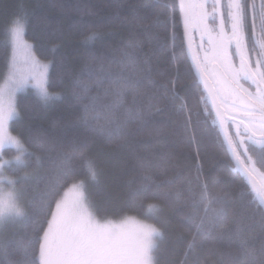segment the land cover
<instances>
[{
  "label": "snow or ice",
  "instance_id": "1",
  "mask_svg": "<svg viewBox=\"0 0 264 264\" xmlns=\"http://www.w3.org/2000/svg\"><path fill=\"white\" fill-rule=\"evenodd\" d=\"M207 4L208 0H174L164 7L170 9L173 22L178 12L185 36L190 28L200 31L201 48L207 36L210 51L203 60L194 57L197 72L218 116L224 106L241 113L237 139L226 138V151L251 177L255 165L264 166V0L259 6L256 0H211V12ZM30 18L25 10L8 27L10 53L0 79V264H160L164 229L128 214L163 211L160 203L145 204L147 200L168 201L180 215L185 232L176 236L182 247L178 264H264V189L257 191L253 185V200L246 197L242 184L232 187L233 181L221 177L209 180L198 149L194 177L160 192L162 184L174 181L145 176L126 201L128 211L120 209L123 215L113 219L96 199L98 192L107 193L102 170L86 145L65 149L43 140L32 145L22 134H13L11 122L20 117L18 93L35 78L22 69L18 54H27L24 63L40 69L41 80L49 68L25 38ZM152 27L142 26L149 38ZM99 38V33L89 36ZM126 47L142 49V37L129 40ZM170 56L176 71L166 80L152 78L150 67L142 68L131 58L118 62L115 69L107 67L108 85H101L108 118L100 123L84 116L82 125L109 139L132 135V126L146 124L161 111L156 101L163 99L184 113L185 126H190L188 101L177 87L180 62L174 44ZM94 66L105 70L102 62ZM36 87L44 103L59 95L50 94L43 82ZM200 100L207 103L204 95ZM190 139L196 143L194 133ZM17 224L25 226L24 237L8 233L9 226Z\"/></svg>",
  "mask_w": 264,
  "mask_h": 264
},
{
  "label": "trees",
  "instance_id": "2",
  "mask_svg": "<svg viewBox=\"0 0 264 264\" xmlns=\"http://www.w3.org/2000/svg\"><path fill=\"white\" fill-rule=\"evenodd\" d=\"M165 2L172 4L174 0H0V79L6 72L5 61L10 53L8 27L15 16L29 10L31 18L25 38L34 45L37 58L49 64V93L59 94L47 103L34 89L20 94V117L11 122L13 134H22L32 145L42 140L65 149L86 145L102 170L100 179L107 193L98 192L96 199L113 219L123 215L120 209L128 211L126 201L145 176L157 182L174 181L171 185L162 184L160 192L194 177L193 157L197 149L209 180L221 177L233 181L232 187L242 184L246 197L255 200L252 188L226 151L219 117L188 56L183 22L178 12L173 22ZM146 24L153 25L151 38L143 31ZM92 33H99L100 38L89 39ZM138 36L143 39L142 49L126 47L129 40ZM173 44L180 62L177 87L188 101L192 114L190 126H185V114L177 113L163 99L156 101L161 111L146 124L132 126V135L109 139L82 125L84 116L100 123L108 118V110L103 106L107 67L115 69L118 62L131 58L142 68L150 67L152 78L166 80L176 71L170 56ZM101 62L105 70L94 66ZM147 82L145 78L143 84ZM201 95L207 103L200 100ZM193 133L196 143L190 139ZM227 133L231 137L236 134L233 128ZM12 154L10 151L9 155ZM256 166L264 173V166ZM151 202L160 203L163 211L148 214L128 211V214L162 227L165 239L161 244L160 264H178L182 247L176 236L185 232L180 215L168 201H144ZM25 232L22 224L8 228L9 234L18 237H24Z\"/></svg>",
  "mask_w": 264,
  "mask_h": 264
},
{
  "label": "rangeland",
  "instance_id": "3",
  "mask_svg": "<svg viewBox=\"0 0 264 264\" xmlns=\"http://www.w3.org/2000/svg\"><path fill=\"white\" fill-rule=\"evenodd\" d=\"M207 7V10L209 12H211V0H208V4L206 5ZM192 31L193 33H198V35L200 36V45L202 43L201 41V34H200V31L196 30V29H193L192 28ZM207 37V36H206ZM207 40V38H206ZM206 47V48H205ZM200 52L197 53V56H199L200 60H203L204 59V56H205V52L206 51H210L209 49V45L207 44V41H205L204 39V43H203V48L200 47ZM33 51V49H32ZM34 53V51H33ZM35 54V53H34ZM19 56V59H20V62H21V67L22 69L25 71V72H30L32 74V76H34L35 78L32 79L31 83L28 85L27 88H25L22 92L18 93V96L20 94H24L26 93L29 89H34L35 92L38 94V88L36 87V85L39 83V82H43L44 83V86L48 88V76H49V70L50 68H48V71L47 73L44 75L43 77V80H41V70L40 69H36V68H31L29 64H25L24 61L27 59V54L24 53V52H20L18 54ZM36 56V55H35ZM37 57V56H36ZM41 63H46V62H43L41 60H39ZM237 65L239 63V60L238 58L235 59L234 61ZM47 64V63H46ZM244 87H249L248 84H245ZM252 91L255 90L254 86L250 89ZM39 95V94H38ZM230 103V102H229ZM220 112L222 114V118L225 122V127H226V131L228 130V132L230 133L231 132V129L233 128L235 130V133L237 131V124H239L240 122V119H241V113L238 112V111H234L232 110L231 108L227 107V106H224V107H221L220 108ZM220 120V119H219ZM219 124V123H218ZM240 129L241 131H243V125H240ZM233 139H237V137L235 135L232 136ZM254 179L258 182L259 186H260V189H264V173L261 172L257 166L255 165V171L253 172V175ZM138 218V217H137ZM140 220H142L143 222L145 223H149L147 221H145L144 219H141V218H138ZM150 224V223H149Z\"/></svg>",
  "mask_w": 264,
  "mask_h": 264
},
{
  "label": "water",
  "instance_id": "4",
  "mask_svg": "<svg viewBox=\"0 0 264 264\" xmlns=\"http://www.w3.org/2000/svg\"><path fill=\"white\" fill-rule=\"evenodd\" d=\"M184 36H185V32H184ZM185 41H186V47H187V52H188L189 59H190V61L192 63L193 69H194V71H195L198 79L200 80V77H199L198 72H197L196 61L194 60V57H196V53H195V49H194L193 42H192V28L189 29L188 35L185 36ZM200 82L203 84V82L201 80H200ZM206 94H207V92H206ZM207 97H208V100H209V102H210V104H211L214 112L217 115V107L214 106V104L212 102V98L209 97L208 95H207ZM217 117H219V119H220L218 125H219V129H220L221 136H222L223 141L225 143V146L227 148L226 138L228 137V133L226 131L225 122H224L223 119H221L223 117L222 114L220 116L217 115ZM221 120L223 121V123H221ZM229 155H230V153H229ZM230 157H231V155H230ZM231 159H232L233 164L236 167V169L239 170V171H241V173L244 175V177L246 178V180H247L249 186L252 188V190H253V187H252L253 185H255V189L257 191L258 190H261L259 184L254 179V177L253 176H251V177L245 176L242 167L237 164V162L235 161V159L233 157H231Z\"/></svg>",
  "mask_w": 264,
  "mask_h": 264
},
{
  "label": "flooded vegetation",
  "instance_id": "5",
  "mask_svg": "<svg viewBox=\"0 0 264 264\" xmlns=\"http://www.w3.org/2000/svg\"><path fill=\"white\" fill-rule=\"evenodd\" d=\"M256 3H257V6H259L260 4V0H256ZM206 36L204 37L205 41L206 40ZM192 42H193V46H194V49H195V53H196V56H197V53L200 52V36L198 35V33H193L192 31ZM206 48V47H205Z\"/></svg>",
  "mask_w": 264,
  "mask_h": 264
}]
</instances>
